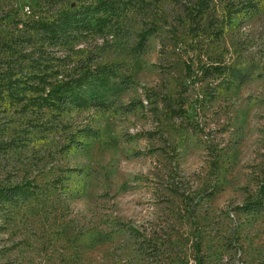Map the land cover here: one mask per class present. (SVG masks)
Listing matches in <instances>:
<instances>
[{
  "label": "rangeland",
  "instance_id": "rangeland-1",
  "mask_svg": "<svg viewBox=\"0 0 264 264\" xmlns=\"http://www.w3.org/2000/svg\"><path fill=\"white\" fill-rule=\"evenodd\" d=\"M48 1L0 0V57ZM188 2L135 0L126 38L77 46L119 76L112 111L65 116L81 149L0 98V188L26 189L0 264H264V0H214L199 37Z\"/></svg>",
  "mask_w": 264,
  "mask_h": 264
},
{
  "label": "trees",
  "instance_id": "trees-1",
  "mask_svg": "<svg viewBox=\"0 0 264 264\" xmlns=\"http://www.w3.org/2000/svg\"><path fill=\"white\" fill-rule=\"evenodd\" d=\"M213 1L189 0L184 6L192 36L213 34ZM135 9V0H49L48 8L42 10L49 18L23 25L16 40L5 42L0 57V98L6 94L22 115H29L32 128L57 133L62 151L75 146L81 149L80 141L69 133L71 126L64 124L65 116L79 110L112 111L115 102L110 96L117 97L114 87L119 76L116 66L101 63L95 50L81 54L77 46L96 39L126 38L127 19ZM28 32L39 42L31 52H27L24 37ZM93 133L89 126L78 131L86 139ZM4 151L0 140V153ZM25 194L22 183L0 188L1 208L15 205Z\"/></svg>",
  "mask_w": 264,
  "mask_h": 264
}]
</instances>
